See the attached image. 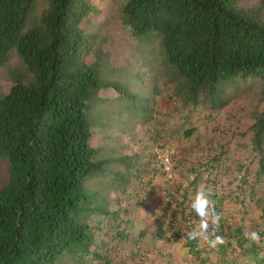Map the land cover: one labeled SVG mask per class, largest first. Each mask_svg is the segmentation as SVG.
<instances>
[{"label":"trees","instance_id":"obj_1","mask_svg":"<svg viewBox=\"0 0 264 264\" xmlns=\"http://www.w3.org/2000/svg\"><path fill=\"white\" fill-rule=\"evenodd\" d=\"M35 1L0 0V66L15 47L33 75L30 83L16 81L0 100V160L8 172L0 186V264L53 263L71 251L88 254L83 264H128L120 258L126 245L107 247L103 231L114 236L113 221L116 238L124 233L121 225L133 228L153 181L170 180L186 157L194 164L183 175L195 176L191 199L204 182L221 217L218 226L209 221L205 235L214 231L210 239L221 236L224 243L189 240L201 218L188 194H178L179 200L167 193V204L177 199L180 208L169 224L182 240L177 245L187 250L184 263L264 264V114L243 129L225 124L230 133L223 138L215 136L223 123L211 125L215 112L235 99L231 89L264 82V0L255 6L242 0H121L122 24L134 35H161L165 60L177 69L165 103L175 106L179 123L171 126L173 113L167 115L163 123L170 130L163 124L155 133L145 166L125 152L121 136L130 132L108 133L95 144L97 132L86 114L87 100L99 88L89 58L92 42L85 45L89 4L48 0L37 26L22 33ZM202 109L205 117L198 116ZM166 136L189 146L168 143ZM166 147L176 150L168 171L159 159ZM92 231L99 238L94 244ZM246 231L258 232L260 242L247 240ZM165 233L158 228L154 237L165 239ZM140 239L133 241L135 253L140 264H149L152 254ZM213 252L215 262L207 256ZM168 264L180 263L172 258Z\"/></svg>","mask_w":264,"mask_h":264},{"label":"rangeland","instance_id":"obj_2","mask_svg":"<svg viewBox=\"0 0 264 264\" xmlns=\"http://www.w3.org/2000/svg\"><path fill=\"white\" fill-rule=\"evenodd\" d=\"M85 1L91 8L83 26L87 28L86 33L89 36L85 45L88 46L89 42H92L89 58L99 83V88L87 100V118L100 136L112 132L114 133L112 137H116L117 134L130 132L131 138L134 132H138L139 127L153 121L162 111L158 102L165 101L173 92L171 80L174 79L177 69L165 60L161 35L154 31H148L141 36L134 35L122 24L121 0ZM259 1L242 0L247 6H255ZM47 3L48 0L35 1L21 30L22 33L37 26L39 16L47 7ZM19 80L30 83L33 75L19 59L14 47L0 66V100ZM237 86L242 87L230 90V94H236L235 99L215 112L213 116L217 120L211 125L216 122L223 123L221 132L215 134L216 137L223 138V135L230 133L225 128V124H230L232 130L237 127L243 129L264 114V95L261 93L264 82L244 83ZM207 114L208 111L202 109L198 116L205 117ZM205 134L207 135L206 132H201V136ZM7 180V163L1 159L0 186ZM116 225L115 222L112 226L114 236L108 234L110 231H103L108 238L104 243H108L107 247L110 244H117L123 248L125 242L115 236ZM99 230L102 232L101 229ZM94 232H90L93 244L99 240L93 235ZM94 252L93 250L92 253ZM81 257H88V254L82 256L71 251L53 263L45 264H83L84 259ZM85 263L105 264L102 259Z\"/></svg>","mask_w":264,"mask_h":264},{"label":"crops","instance_id":"obj_3","mask_svg":"<svg viewBox=\"0 0 264 264\" xmlns=\"http://www.w3.org/2000/svg\"><path fill=\"white\" fill-rule=\"evenodd\" d=\"M164 96L165 95H163V98ZM167 100L158 102L159 108L161 106L162 111H160L158 115L154 117L153 121L145 123L142 127H139L137 130L138 132H134L131 138L130 136L126 137L122 133L123 135L121 136V139L122 145L126 147L125 152L127 155H132L135 157V162L137 161V164H143V166L146 165L145 163H147L149 158L148 153L155 145L154 138L157 135L155 133H157L158 130L162 128L164 124L163 122L166 121L168 114L173 113L169 122L171 126L175 127V125L179 123V120L177 119L178 117L174 112L176 110L175 106L165 103ZM170 125L164 124L163 126L167 128V133L170 130ZM109 134H111V132H109ZM165 139L168 143L176 144L179 147L184 146L185 149L189 146V143L183 140L175 141L174 138L167 136ZM102 143V136L98 135L97 133L95 137V144L100 145ZM183 160L186 161L184 163L186 166L184 167V165L181 164L179 168L175 169L172 177H169L170 180L167 181L165 178L157 177L153 181L151 188L146 193L147 197L145 200V207L135 211L136 213L133 216L132 221L134 227L130 228V225L120 226V230L123 229L124 232L122 234L123 238L121 237V240L128 238V240L125 241L126 247L124 252L121 253L120 258H127L131 264H140L137 258L138 256L135 253L136 249L133 246V241H137L139 238H141L140 240L142 248L151 252L152 254L149 264H168V260H171L172 258L173 260L178 261L180 264H185L183 259L188 255L187 250H185V248L179 247L180 245H177L182 244V240L176 236L173 237V231L171 225L169 224V221L176 223L175 220L178 216V209L180 210V208L176 207L177 199L175 204L170 205H168L165 201L167 200L166 194L170 192L175 193V198L177 197L179 199L178 194L182 195L186 193L188 194V199H191V195L188 192L192 191L193 189L192 182L195 176L191 175L190 173L187 175V177H184L183 175L188 174L186 173V170L190 172L189 170L191 169L192 165L187 161L192 160V158L186 157ZM192 168H194V164ZM202 185H204V182L200 184V186ZM111 195V197H115L114 193ZM109 209L110 211L116 212L117 206L112 203ZM118 215L120 216V214ZM115 222L117 223V221ZM115 222L113 221L111 223L113 224ZM145 225L147 226L144 227ZM158 228H162L166 231L165 239L160 240L154 237V234ZM102 239L105 241L108 238ZM169 240H171V242H169ZM161 244L162 246L160 247ZM170 254H172L171 259L169 258ZM207 256L212 262L217 260V255L214 252L208 253Z\"/></svg>","mask_w":264,"mask_h":264},{"label":"clouds","instance_id":"obj_4","mask_svg":"<svg viewBox=\"0 0 264 264\" xmlns=\"http://www.w3.org/2000/svg\"><path fill=\"white\" fill-rule=\"evenodd\" d=\"M210 195L211 193L204 186H199L196 189L191 199L190 208L201 220L196 228L187 233V237L189 240L203 238L208 241L212 247H215L217 244H223L224 239L221 236H215L214 239H210L211 236L215 235L214 231L205 235L209 229V221H211L213 225L218 226L221 219L219 213L215 211V202L209 199ZM244 236L251 242H260V235L256 231H246Z\"/></svg>","mask_w":264,"mask_h":264},{"label":"built area","instance_id":"obj_5","mask_svg":"<svg viewBox=\"0 0 264 264\" xmlns=\"http://www.w3.org/2000/svg\"><path fill=\"white\" fill-rule=\"evenodd\" d=\"M176 153L173 147H166L163 151L159 152V159L161 165H163L165 171L169 170V158Z\"/></svg>","mask_w":264,"mask_h":264}]
</instances>
